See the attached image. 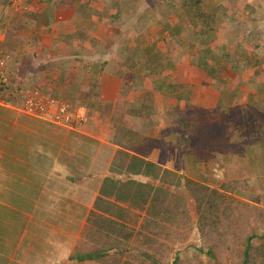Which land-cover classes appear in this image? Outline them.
<instances>
[{
	"label": "crops",
	"instance_id": "crops-1",
	"mask_svg": "<svg viewBox=\"0 0 264 264\" xmlns=\"http://www.w3.org/2000/svg\"><path fill=\"white\" fill-rule=\"evenodd\" d=\"M24 2L4 0L0 7L5 24L1 47L9 64L8 89L0 93V189L9 185V178H21L27 185L43 174L31 201L40 204L43 196L60 201L59 218L67 212L62 200L78 191L83 180L89 179V183L96 161L109 168L120 150L133 154L134 148L146 151L149 158L141 157L152 160L153 150L160 148L156 144L169 146L172 137L177 138L176 146L184 148L189 136L182 121L187 115L213 116L235 100V87H229L228 75L239 68L224 56L235 51L233 41L239 39L244 45L249 37L241 26L245 17L235 19L232 15L244 7L239 0H201V12L220 10L225 14L219 30H207L203 17L193 21L180 0H33L30 6H22ZM246 46L241 53L248 51ZM203 58L208 67L199 61ZM243 60L241 66L249 73L252 67ZM209 63L215 65L214 73L209 72ZM241 76L240 80L244 79ZM247 78L244 81L248 82ZM27 82L41 85L51 100L68 105L73 126L25 112V100L18 89ZM6 100L16 101L11 105ZM148 100H154L151 106L156 110L148 108ZM57 109L53 107V111ZM225 109L230 111V107ZM75 114L81 115L82 124L75 122ZM121 128L124 131L119 136ZM154 162L160 164L158 159ZM99 174L102 176L94 180L102 181L103 186L109 177ZM99 188L93 187L96 197ZM86 192L89 197L81 204L83 213L68 214L76 221L72 234L85 227L84 222L89 223L92 191ZM15 196L17 214L12 220L22 224L12 225L10 217L0 218V264L96 263H75L74 254L72 260L68 256L71 251L61 254L52 248V239L63 232L62 221L55 225L41 218L49 228L39 234L32 223L35 212H28V218L27 212L20 210L24 194L17 191ZM29 229L32 238L25 244ZM72 234L70 241L56 246L73 248L69 245ZM51 248L56 255L51 254Z\"/></svg>",
	"mask_w": 264,
	"mask_h": 264
},
{
	"label": "rangeland",
	"instance_id": "rangeland-1",
	"mask_svg": "<svg viewBox=\"0 0 264 264\" xmlns=\"http://www.w3.org/2000/svg\"><path fill=\"white\" fill-rule=\"evenodd\" d=\"M33 0H25L24 3H22V6H30V3ZM4 0H0V7L3 5ZM241 4H243V8H241L240 12L237 14L234 12L232 15H235V19L242 18L244 16V21L248 20H257V23L254 25H249V27L241 25L244 29V31H247L249 33V37L247 40H245L244 45L240 43V40L237 39L233 41L235 51L230 53V56H233V64L238 65L239 72L235 71L229 76V86L235 87L234 89V99L228 104L225 105V108L230 107V111H227L225 108L221 110L219 108L218 111L213 113L212 115L209 114H198L194 113L191 115H187V126L186 121L183 122L185 125V129L187 132V135L190 136V142L186 143V147H182L181 144L177 145L174 144L177 142L176 137L172 141V144H169V146L163 145V147L157 148L156 150H153L151 159L156 160L158 159L160 164H163V167L169 168L170 170L176 171V172H186L187 168L190 166L194 167V170L196 173H198V176H195V180L202 182V180L199 178L201 173L205 176L210 174V178L208 179L209 182L205 185L209 187V190H215L219 189L222 192L225 193L226 197L230 198L231 195H234L235 200H240L243 203H247L252 206H256L259 208V211L250 208V217H247L245 224L240 226V230L242 231L241 235L238 233L232 232L230 235L225 234L227 230H231L234 228H237L236 226H233L231 229H227L225 227L226 223L220 226H214L213 230H219L217 231L222 239L226 238L224 242V245L234 244L233 242H238L239 244L237 248L244 249V243L247 238V236L251 233H249L247 230L254 229L256 230L257 234H264V62L262 64H259L257 67V71H254L250 69L249 73L247 72V68L242 67L244 60L240 58V51L246 46L248 53H258L261 58L264 60V0H239ZM247 2L248 5L245 4ZM117 4V3H116ZM115 5V4H114ZM66 7V6H65ZM1 13V10H0ZM248 19V20H247ZM5 25V24H4ZM7 25V24H6ZM239 25V23H238ZM229 33H226V36L228 37ZM230 38V37H229ZM236 39V38H233ZM232 43V42H230ZM228 55V54H226ZM225 57H229L226 56ZM250 56H246L245 61H247V64L250 66L249 60L247 59ZM230 58V57H229ZM218 59V58H217ZM216 59V60H217ZM222 59V58H221ZM223 60V59H222ZM201 63L206 65L208 67V64H205V58L203 60H199ZM221 61V60H220ZM223 62V61H222ZM11 64V63H10ZM9 64L6 66L7 72L9 71ZM242 65V66H241ZM241 66V67H239ZM226 66H224L225 68ZM261 67V68H260ZM215 68V65L209 63V72ZM214 73V72H212ZM217 74V73H216ZM223 73H219V76L222 78ZM244 75V79L240 80ZM214 78H218L219 76L212 74ZM246 75V76H245ZM249 76V77H248ZM14 77V75H13ZM245 77L249 78V81L246 82ZM228 78V77H227ZM247 78V79H248ZM259 78V79H258ZM16 78H14V83H16ZM228 82V81H227ZM250 82V83H249ZM17 85V83H16ZM38 84L36 85V87ZM41 86V85H39ZM256 98V103H250V105L247 103V98ZM8 101V100H6ZM16 100L8 101L9 104H14ZM18 104H20V100H17ZM68 104V103H67ZM255 105V108L253 107ZM5 112V111H2ZM75 116H81L79 114H75ZM76 123L82 124L83 118L78 117V119L75 120ZM74 123L70 122L68 125L73 126ZM66 125V124H64ZM153 135V134H151ZM146 144V143H145ZM143 143V145L145 146ZM148 144V143H147ZM156 148V147H155ZM147 150V148H146ZM133 154H137L138 156H146V151L140 152L137 148H134ZM19 155V153H18ZM105 158L108 159L110 156L108 154H104ZM191 158L193 160H191ZM115 159V158H114ZM113 159V160H114ZM254 161V162H253ZM101 161H96V167L93 170V174H91V179L88 183L87 180H83L80 186L78 188V191L74 195V192L68 193L66 198L62 200V203L65 208H67V212L63 215L59 216L57 212V209L61 208V202L60 201H49L48 196H43L44 200L42 198V201H40V204H37V202L31 201L33 199V196L38 192L39 184L38 180H44L45 176L41 174L38 176L37 181L35 183L31 182L27 185L22 184L21 178H9V185L5 184L2 189H0V214L2 213V216L0 218H9L11 220L12 225H20L22 224L18 219L16 222H13L14 216L17 214L14 212V209H17V202H14V199L17 198L15 196L17 191H20L24 194L25 200H20V210L27 212L26 216L29 218L30 214L28 212L31 211V213L35 212V215H33L32 223L35 228H37V231H39V234H41V231L46 227V223H52L57 224L58 221H62V225L64 227L63 232L58 233L57 237H54L53 240V247L54 249H57L60 251L61 254L68 253L71 251L70 259L72 260V255L75 254L76 251L80 250L81 248L83 250L84 245H87L88 248H92L94 242L90 241L91 233L94 232L95 228L99 229V217H94L93 213L95 214H102L111 220H117V222L125 223L129 226L135 227L137 231L141 230L145 231L143 222L145 220L146 212L145 209L141 210L138 206L130 210L129 217L127 219L116 217L110 215V213H104L100 209L97 208V205L99 204L98 197L102 196L101 194V182L97 179L98 177H101L102 175L99 174V172H102L105 177H113L115 174L113 172H110L111 166L109 165V168L107 165H101ZM10 166H13L11 162L9 163ZM8 164V166H9ZM112 164V163H111ZM116 165V164H115ZM192 171V169H191ZM86 175H88L86 173ZM94 180V181H93ZM120 180V184L118 185V190L113 197L103 196L105 200H108L106 202V205H112V206H120V204L125 205V210H128L130 208V199L132 198L130 195V188L128 186V177L123 176L118 178ZM135 180L141 181L143 183L147 182L148 180L143 179L140 176H136ZM242 180H248V188L247 189H237L236 192H229V190H222L223 184H229L230 182H240ZM153 182V181H150ZM26 183V182H25ZM33 183V184H32ZM93 183V185H92ZM91 184V185H90ZM99 188V194L96 197V193H93V187L94 189ZM36 188V189H35ZM87 189H90L92 191L90 196V207L91 214L93 216L92 221L89 218V223H85V227H79L77 232L72 234V231L75 228V220L71 218L68 214H73L74 212L76 215H81L83 211L81 212V204L84 205V199L89 197L88 193L86 192ZM132 192V191H131ZM177 192L181 193L186 198V206L188 207V215L191 216L193 220H197L200 215L196 211V206L194 203V199L189 194V191L187 189H179ZM18 199V198H17ZM98 201V203H97ZM86 202V201H85ZM104 202V200H103ZM102 202V203H103ZM233 204H238L232 202L229 200V202H226L225 204V212L231 216V219H240L239 216L241 215V212L239 208L234 207ZM163 206V209H168L169 205L166 201H163L161 203V207ZM237 208V209H236ZM51 209V210H50ZM63 210V209H62ZM261 210V211H260ZM49 211V213H46ZM42 214L44 216L42 217ZM46 214H48L46 216ZM135 215L136 226L133 224L134 220H132V216ZM239 215V216H238ZM41 218L43 220H46V223H42ZM261 219V223H257L256 220ZM81 220V218H80ZM24 221L25 217H24ZM82 221V220H81ZM42 223V224H41ZM65 223L66 226L63 224ZM163 223V224H161ZM1 224V223H0ZM83 223L81 222V225ZM151 224V227H153V232H163L161 235L158 234V239L162 238L164 239L166 236H169L171 241H164L167 245L166 248H168L167 254L169 255L167 258H170L172 262V254L174 248H181L182 252V260L187 261L191 255L195 254L197 252V249L200 247H204L205 242L202 238H200V233H198L196 230H193L190 232V230L187 232V240L183 243L179 239H177L176 234L177 232L172 227H165L162 228L166 223H164V220H160V225H156L155 223H151V221L148 223L147 226ZM250 224H253L250 228L248 226ZM32 226V225H31ZM30 226V228H31ZM142 226V227H141ZM167 226L169 224L167 223ZM148 229V227L146 228ZM149 230V229H148ZM31 229H29V233L27 235V238H25V244L28 239L32 238L30 234ZM148 233V232H146ZM45 236H56L55 232H44ZM71 234L73 237V242L71 241L69 245H73V248L66 247H58L55 243L57 242H68L71 239ZM164 235V237H163ZM60 236V237H59ZM94 236V234H93ZM142 237V236H141ZM1 240V239H0ZM45 241V240H42ZM90 241V242H89ZM233 241V242H232ZM46 242V241H45ZM209 242V241H208ZM211 242V241H210ZM34 242L31 244L33 245ZM51 248V254L56 255V251H52ZM42 250H45V247H43ZM262 250H264V240L262 238H259L258 241L254 243L253 246V258L250 260L248 264H260L263 260L262 256ZM132 254V255H131ZM131 254H128L127 249H123L120 251H114L111 254L105 255V259H107L108 262L112 264H125L130 259H133V256H142L141 253L137 252L136 250H133ZM238 255V254H237ZM235 255L234 262L236 264H242L244 257L243 253H241V256ZM240 255V254H239ZM42 259V258H41ZM206 259V264H213L214 262L211 260ZM62 260L59 261L61 263ZM75 263L77 261H74ZM85 264V263H83ZM95 264H103L101 262H96ZM147 264H151L150 262ZM194 264V259H193ZM195 264H199L198 262Z\"/></svg>",
	"mask_w": 264,
	"mask_h": 264
},
{
	"label": "trees",
	"instance_id": "trees-1",
	"mask_svg": "<svg viewBox=\"0 0 264 264\" xmlns=\"http://www.w3.org/2000/svg\"><path fill=\"white\" fill-rule=\"evenodd\" d=\"M180 4L189 17L196 23L200 21L202 17L205 18L207 30L210 28L213 29L214 27V29L219 30L223 27L222 25L224 24L225 18L222 16L225 14L222 11L218 10L219 13L213 12L212 14L201 12V0H180ZM220 18H222V20H220ZM256 23L257 20L243 22L246 27L252 24L255 25ZM240 25L239 23L238 26ZM226 56L230 57L224 56L226 62L233 61V56L231 57L230 53ZM246 56H248L247 52L243 51L240 53L239 57L246 59ZM249 56L250 57H247V59L251 67H256L263 63V59L258 53H251ZM246 100H249L247 103L250 105L249 102L256 103L258 99L253 97L247 98ZM153 101L154 100H148V108L156 110L157 108L155 105L151 106ZM256 104H254V108ZM119 131L120 133H118V135L121 136L124 128H121ZM189 140L190 136L188 138V143L190 142ZM118 142L121 143V141ZM156 145L161 147L167 144L160 143ZM145 157L120 150L111 164V172L115 175L111 178H107L106 182H104L101 189L102 196L98 197L99 204L97 205V208H101L100 210L104 213H110L112 216L124 219H127L130 210L133 208L136 209L137 206L141 210L145 209L144 211L146 215H148L143 222L145 231H142V229L137 231L135 227L125 223L119 224L117 220H111L102 214L93 213V216H98L100 220L98 224L99 229L96 227L89 239L94 242L93 247L88 248L87 245H84L83 250L79 248L80 250L76 251L74 254L73 261L92 260L103 264H112L105 259V255L111 254L114 251L127 249L128 254L136 250L141 253L142 256H133V259H130L125 264H147V262L151 264H193V259L194 264L197 262L199 264H206L207 261L205 258L213 261V264H236L234 262L235 255L238 254L237 256H241V253H243L244 257L242 264H248L253 258L252 251L254 243L258 241L259 238L264 240V234L259 235L254 229L247 230L251 234H249L245 240L244 249H239L237 248L239 247V241L237 243L232 241L234 244L227 243L224 245L225 240H228L226 239L228 236L222 239L221 236H217L219 235L217 232L219 230H213V227L226 223L225 227L227 229H231L233 226L237 228L227 230L224 232L225 234L230 235V233L235 232L241 235L242 231L239 228L245 224L247 217H250V208H254L258 211L259 208L243 203L238 199L235 200L233 197L234 195L228 198L225 193L219 189L209 190V187L206 186V183H203V181L209 182L208 179L210 178V174L204 176L201 173L199 178L203 180L199 182L195 180V176H198V173H196L193 166L187 168L186 173L180 174L169 168H164L157 162L148 159V155V158ZM191 160L193 159L191 158ZM123 176L128 177L127 184L132 191H130L132 198L130 199V208L128 210H125L122 206L106 205L105 203L108 202V200L102 198L103 196H115L118 185L120 184L118 178L121 177L122 179ZM136 176L148 180L149 183L135 180ZM221 187L222 190H229V192L233 193L236 192L237 189H247L248 180H242L240 182L232 181L229 184H223ZM182 188L187 189L194 199L196 211L200 215L197 220H193L192 215H188V207L186 206L188 203L186 202V198L181 193L177 192V190ZM229 200L239 203V205L233 204V206L241 209L239 210L241 215H238L240 219L235 218L232 220L231 216L225 212V204L229 202ZM163 201H166L169 205V208L166 210L163 209V206L161 207ZM93 216L90 215L89 217L91 221ZM131 219L134 220L133 224L136 226L137 220L135 219V215H133ZM161 219L166 223L162 228L165 229V227H169L168 230H170V227H172L174 234L175 231L177 232L176 237L181 243L187 240V232L189 230L190 232L196 230L200 233L199 237L205 241L203 242L205 246L198 248L197 252L191 255L187 261L182 260L181 248H174L172 252V254H174L172 256L173 260L171 262L170 258H167L169 256L167 254L168 248H166L167 245L164 242L171 241L169 236H166L164 239H158V234L161 235L163 232H153L151 224L147 226L150 221L153 224L160 225ZM256 222L260 224L262 221L258 219ZM167 223L169 226H167ZM252 225L253 224H250L248 228ZM147 227L149 230L146 229ZM262 256L263 260L260 264H264V250H262Z\"/></svg>",
	"mask_w": 264,
	"mask_h": 264
},
{
	"label": "built area",
	"instance_id": "built-area-1",
	"mask_svg": "<svg viewBox=\"0 0 264 264\" xmlns=\"http://www.w3.org/2000/svg\"><path fill=\"white\" fill-rule=\"evenodd\" d=\"M3 25L0 18V93L8 89L6 80L7 57L1 47ZM24 98L25 111L29 114L38 115L56 124H69L73 116L69 114L68 106L58 101L51 100L40 88L29 87L27 83L23 84L19 91ZM57 106V111L53 107Z\"/></svg>",
	"mask_w": 264,
	"mask_h": 264
},
{
	"label": "clouds",
	"instance_id": "clouds-1",
	"mask_svg": "<svg viewBox=\"0 0 264 264\" xmlns=\"http://www.w3.org/2000/svg\"><path fill=\"white\" fill-rule=\"evenodd\" d=\"M1 18V21H2V25H3V28L5 27V25L3 24V20H2V17H0ZM7 63H8V60H7ZM23 84H25V83H23ZM23 84H19V86H20V88L22 87V85ZM27 85H29V87H33V88H40L39 86H33V85H31L29 82H27ZM19 86H17V88L19 87ZM40 89H42V88H40ZM18 91H20V89H18ZM44 92V91H43ZM45 93V92H44ZM20 94V93H19ZM22 97V96H21ZM24 99V98H23ZM5 101V100H4ZM25 103V102H24ZM68 106V105H67ZM24 110H25V107L23 108ZM26 112V111H25ZM36 116H38V115H36ZM40 117V116H39ZM42 118V117H41ZM42 119H44L45 121H47V122H51V121H49V120H47V119H45V118H42Z\"/></svg>",
	"mask_w": 264,
	"mask_h": 264
}]
</instances>
